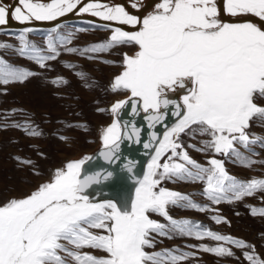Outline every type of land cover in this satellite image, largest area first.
<instances>
[{"label":"snow or ice","instance_id":"1","mask_svg":"<svg viewBox=\"0 0 264 264\" xmlns=\"http://www.w3.org/2000/svg\"><path fill=\"white\" fill-rule=\"evenodd\" d=\"M142 7L141 0L128 6L114 0L0 2V32L10 20L25 25L11 34L12 43L0 41V50L34 65L16 67L0 55V95L40 77L57 92L73 77L91 90L99 86L95 66L118 67L107 89L117 99L97 109L113 116L100 133L98 156L106 165H119L134 184L130 197L102 200L103 193L90 190L115 173L88 171L93 156L48 169L47 178L30 191L0 202V264H201L203 255L215 264H264L259 251L264 231L256 237L258 245L172 215L174 209L191 210L231 228L221 207L226 204L237 217L243 206L264 223V173L242 180L227 168L231 163L264 169V0H159L143 16ZM69 14L102 21L103 40L79 45L78 33L88 29L66 31L58 21ZM34 22L57 23L37 41ZM113 54L119 61L110 59ZM125 109L131 120L121 119ZM142 114L146 139L136 123ZM32 115L20 123L0 114V132L17 129L28 139L42 138ZM63 127L72 132L78 126ZM58 139L71 145L69 135ZM126 141L145 150L142 174L138 161L122 156ZM29 147L36 158L10 153L9 159L17 170L41 177L40 161L49 156L38 144ZM169 183L198 186L201 199ZM177 239L185 241L183 247L157 250L165 240Z\"/></svg>","mask_w":264,"mask_h":264},{"label":"rangeland","instance_id":"2","mask_svg":"<svg viewBox=\"0 0 264 264\" xmlns=\"http://www.w3.org/2000/svg\"><path fill=\"white\" fill-rule=\"evenodd\" d=\"M86 22V21H85ZM82 22L71 21L61 24L66 31H74L77 28H87L88 31L78 33L79 45L99 42L103 40L105 31L100 26L85 24ZM35 34L33 39L39 41L42 35L52 29L34 28ZM95 29V30H94ZM23 29L9 28L0 32V41L12 43L14 35ZM0 55L9 63L21 68H34L31 62L22 57L13 55L11 52L4 53L0 50ZM110 59L119 61L118 54H113ZM79 63V61H74ZM89 67H93L90 65ZM99 70L93 72L96 78L95 83L99 86L91 90H86L79 85L76 79L71 78V84L61 92L50 84V80L43 77L34 78L23 86H10L7 93L0 95V114L11 117L13 121L24 123L28 114H33L32 118L40 125V130L44 136L40 139H28L21 130L10 129L0 132V202L7 200L9 197L21 196L34 188L41 179H46L48 169L59 166L61 162L82 158L89 155L94 149L101 146L99 136L103 128L111 123L113 116L110 112H100L98 108H109L117 97L109 90V80L114 72L119 69L117 66H95ZM115 97V98H114ZM113 99V100H112ZM47 120L48 122H41ZM65 122H71L77 125V129L67 132L63 127ZM259 132V129H256ZM60 135H69L72 137L71 145L61 142ZM38 144L40 148L49 156L47 161L41 160L40 166L43 170L41 177L30 175L27 170L20 171L9 159L10 153L27 155L35 157L29 145ZM194 158L204 162V157L195 152L192 153ZM231 174L238 179L246 180L251 177H260L264 169L256 167L255 170H245L231 163L227 164ZM169 188L181 191L186 194H195L199 201L198 186L189 184H168ZM250 203L259 206L256 201ZM223 214L232 221V227L228 228L223 225H215L205 214L196 213L191 210L174 209L172 215L175 218H187L195 222H202L205 226L224 233H230L237 237H243L259 245L256 239L260 231H264V223L256 218L251 217L243 206L237 210L241 215H234V209L230 205H222ZM184 240H165L160 248L183 247ZM259 251L264 253V246L259 247ZM201 264H215L211 255H203Z\"/></svg>","mask_w":264,"mask_h":264},{"label":"water","instance_id":"3","mask_svg":"<svg viewBox=\"0 0 264 264\" xmlns=\"http://www.w3.org/2000/svg\"><path fill=\"white\" fill-rule=\"evenodd\" d=\"M70 19L61 18L62 21L70 20ZM45 23L47 22H44V24ZM45 25L46 26L44 28L51 27V26H47L48 24H45ZM6 28L8 29V27ZM121 119L122 120L132 119L129 109L124 110V112L121 115ZM168 122L169 124H171L173 120L170 119ZM136 123L138 126L142 128V136L144 139H146L148 129L146 126V121L143 120V114L140 117L136 118ZM158 130L161 132L163 131L162 128ZM99 150L100 148L91 155L94 157V160L85 166L86 169L88 171H95V170H100L104 168H109V170L114 171L115 175L109 182H106L100 186H94L93 190H90V191H92L93 194L103 193V195L100 196V199L102 200L103 199L119 200L122 196L130 197L134 190V184L129 180L128 178L129 174L127 172L121 171L119 165L115 167L106 165V163L98 156ZM122 156L139 162L138 167H137L138 173L142 174V172L146 170V163H147L148 157L145 155V150L143 149L142 145H135V144H132L131 142L126 141L122 145Z\"/></svg>","mask_w":264,"mask_h":264},{"label":"bare ground","instance_id":"4","mask_svg":"<svg viewBox=\"0 0 264 264\" xmlns=\"http://www.w3.org/2000/svg\"><path fill=\"white\" fill-rule=\"evenodd\" d=\"M0 2L2 3H6L9 5H16L17 4V0H0ZM115 3H120V4H124L126 6L129 5L130 0H114ZM143 7L139 10V15H147L149 12L153 11L155 8V5L159 2V0H141ZM133 13H137V10L135 9H130ZM70 20H59L58 22L60 24L63 23H67V22H71V21H76V22H82L85 24H89V25H94V26H101L103 24L102 21H100L98 18H92V17H88V16H80V15H73V14H69L67 17H64ZM226 19H231L226 17ZM248 19H250L253 22H259L258 18L256 17H249ZM89 21H92L93 23H89ZM55 23L57 22H47L45 24H48L47 26H51V27H47L44 28L46 25L44 24V22H34V24L31 25V27L33 28H43V29H52L55 26ZM6 27L9 28H16V29H23L25 27V25H21L18 22L14 21V20H10L9 24L7 26H5L4 28L7 29ZM115 98V97H114ZM113 100V99H112ZM101 146L97 147L96 149H94L89 155L91 156L94 152H96Z\"/></svg>","mask_w":264,"mask_h":264}]
</instances>
